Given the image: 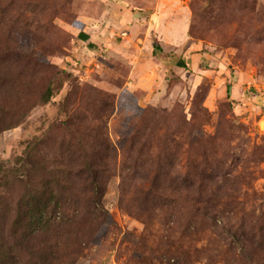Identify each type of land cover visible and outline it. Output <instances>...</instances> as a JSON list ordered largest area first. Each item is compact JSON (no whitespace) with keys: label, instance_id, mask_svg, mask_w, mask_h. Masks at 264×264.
I'll return each instance as SVG.
<instances>
[{"label":"rangeland","instance_id":"rangeland-1","mask_svg":"<svg viewBox=\"0 0 264 264\" xmlns=\"http://www.w3.org/2000/svg\"><path fill=\"white\" fill-rule=\"evenodd\" d=\"M0 264H264V0H0Z\"/></svg>","mask_w":264,"mask_h":264},{"label":"trees","instance_id":"trees-1","mask_svg":"<svg viewBox=\"0 0 264 264\" xmlns=\"http://www.w3.org/2000/svg\"><path fill=\"white\" fill-rule=\"evenodd\" d=\"M160 50H161L160 47L158 45H156V46H154L153 52L155 55H157ZM173 63H174V65H176L178 67H185L186 66L185 61L182 58L176 59ZM50 96H51V92L49 90H47L44 97H43V101L47 102L49 100Z\"/></svg>","mask_w":264,"mask_h":264}]
</instances>
